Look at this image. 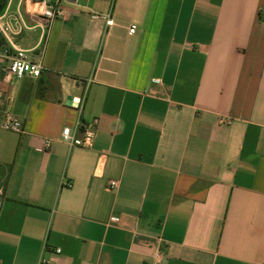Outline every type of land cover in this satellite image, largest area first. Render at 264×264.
<instances>
[{"label":"crops","instance_id":"1","mask_svg":"<svg viewBox=\"0 0 264 264\" xmlns=\"http://www.w3.org/2000/svg\"><path fill=\"white\" fill-rule=\"evenodd\" d=\"M26 1L0 13L43 65L8 85L0 58L23 123L0 127V264H264V0H64L49 28Z\"/></svg>","mask_w":264,"mask_h":264},{"label":"built area","instance_id":"2","mask_svg":"<svg viewBox=\"0 0 264 264\" xmlns=\"http://www.w3.org/2000/svg\"><path fill=\"white\" fill-rule=\"evenodd\" d=\"M64 0H27L26 10L31 15L39 16L44 20L46 28H49L52 22L64 15V9L62 3ZM107 26H112L114 20L110 13L104 16ZM26 28L23 17L20 14L12 15L4 25H0V38L4 41H9V45L4 42L3 47L0 48V58L4 59L6 66L3 69V80L6 84L12 85L15 81L24 77L37 79L40 77L43 69L42 60L34 61L31 57V52L27 49L16 47L12 43L10 37L19 36L23 29ZM135 25L130 27L129 33L135 32ZM42 57V56H41ZM91 81V77L88 79V83ZM0 127L6 130H12L15 132L23 131V123L19 119L7 116L3 121H0ZM86 136L84 138L83 145L89 146L95 136V124L91 126H85ZM62 140L66 143L74 144V137L71 135L69 127L63 129ZM48 146V145H47ZM70 186V183L66 184ZM118 188L117 181H111L108 187L109 191H114ZM3 194V189L0 187V197ZM1 206V201H0ZM161 243V239L157 241ZM61 250L57 249L56 253H60ZM154 258L156 262H160L161 255L156 249L154 251ZM42 262H46L43 260Z\"/></svg>","mask_w":264,"mask_h":264},{"label":"trees","instance_id":"3","mask_svg":"<svg viewBox=\"0 0 264 264\" xmlns=\"http://www.w3.org/2000/svg\"><path fill=\"white\" fill-rule=\"evenodd\" d=\"M6 2H7V0H0V13L4 9V7L6 6ZM3 44H4V41L0 38V48L3 47Z\"/></svg>","mask_w":264,"mask_h":264}]
</instances>
